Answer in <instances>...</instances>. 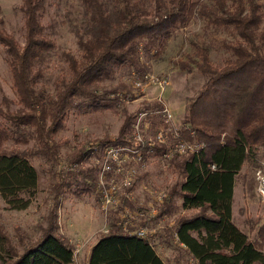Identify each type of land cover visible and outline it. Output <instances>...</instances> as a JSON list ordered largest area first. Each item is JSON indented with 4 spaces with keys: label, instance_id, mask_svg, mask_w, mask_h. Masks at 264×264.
Returning a JSON list of instances; mask_svg holds the SVG:
<instances>
[{
    "label": "trees",
    "instance_id": "trees-1",
    "mask_svg": "<svg viewBox=\"0 0 264 264\" xmlns=\"http://www.w3.org/2000/svg\"><path fill=\"white\" fill-rule=\"evenodd\" d=\"M82 2L86 24L78 35L79 55L65 54L69 74L56 85L55 96L47 95L38 85L45 56L55 47L43 24L46 0H24L23 43L6 31L0 18V45L19 104L17 110H11V102L0 103V197L8 209L27 210L39 188V172L31 161L34 154L7 150L8 143L27 145L36 140L42 151L57 158L54 136L71 109L111 108L126 99L142 98L143 92L118 96V88L100 94L99 86L123 68L143 73L142 54L147 59L161 58L180 32L202 20L203 36L206 30L226 36L223 47L227 55L215 63L207 42L191 40L189 49H182L181 56L172 60L179 71L206 80L189 101L182 129L164 127L172 131L173 143L183 141L198 149L166 159L178 182L165 193L161 213L170 212L173 198L181 200L183 211L196 213L178 219L169 228L194 264H264V223L258 228L257 247L233 220L238 175L245 164L258 169L264 159L260 156L261 150L264 152V0ZM110 93L112 99L102 98ZM162 104L158 100L143 105L146 111L161 115ZM133 119L135 116H125L116 140L100 141L94 144L95 150L127 143L124 138L129 129H135ZM147 144L148 150L168 151L165 144ZM86 154L82 150L72 156L68 165L72 168ZM62 180L54 186L52 210L36 242L19 251L0 226V264H73L74 247L58 235ZM88 264L168 263L149 237H139L137 230L124 228L115 219L99 234Z\"/></svg>",
    "mask_w": 264,
    "mask_h": 264
},
{
    "label": "rangeland",
    "instance_id": "rangeland-1",
    "mask_svg": "<svg viewBox=\"0 0 264 264\" xmlns=\"http://www.w3.org/2000/svg\"><path fill=\"white\" fill-rule=\"evenodd\" d=\"M23 2L24 0H0V18L3 20L4 28L20 43H23L24 34ZM44 14L43 24L55 47L45 56L44 71L38 85L47 95L55 96L56 85L69 74L65 54L79 55L78 35L85 29V9L82 0H46ZM203 27L202 20L192 22L188 28L179 33L176 40L170 42L166 53L159 59H147L146 55L142 54L143 73L123 68L114 75L113 79H108L99 86L100 94H104L102 92L104 89L111 91L118 88V96L128 92L133 95L143 92L142 98L132 101L126 99L111 108L71 109L63 121L62 129L54 136L58 147L57 158L42 151L36 140H32L27 145H17L14 142L7 144V150H26L33 153L31 161L39 172L38 192L27 210H10L0 197V226L19 251L23 250L25 244L36 242L41 237L42 229L46 227L52 210L54 186L63 178L64 194L58 210V235L74 247L76 260L78 257L81 258L77 264H85L83 258L87 256V250L115 219L128 229L133 228L137 231L145 229L155 250L166 263L194 264L183 247L175 242L169 233V228L178 219L189 218L196 213L183 211L179 198H173L171 201L170 212L161 213L163 200L161 201L159 196L167 193L178 182V175L173 173L170 162L163 157L162 152L155 149L149 152L146 147L143 148L144 164H129L125 167L123 179L130 170L135 171L127 190V193L131 194V200H123L119 208L103 213L100 208L99 190L102 174L97 167L98 160L102 159L103 148L95 150L94 144L116 140L125 116H135V120L133 119L135 127L139 126L143 130L145 141L152 142V146H158L157 134L161 129L164 127L175 129L172 123L181 115L177 91L182 108L187 109L189 101L197 95L206 79L199 74L190 75L179 71L173 67L172 60L181 56L182 49H189L191 40L207 42L215 63H221L227 55L223 47L226 36L211 30L204 31L205 36H203ZM174 74L179 77L172 78ZM146 76L170 79L165 96L168 97L172 90L176 100L172 97L169 106L167 99H162L164 106L172 110L173 115L172 121L166 124L163 123L162 114L157 113V115L144 108V102L159 100L155 97L158 93L153 94L154 85L140 88L136 86V80H145ZM102 98L110 100L113 94L110 93ZM6 101L11 102V110L19 108L6 54L0 45V103ZM182 123L183 120L178 123L177 129H182ZM134 132L131 127L124 140L129 142V137L133 136ZM169 143L170 145L173 143L170 136ZM82 150L87 151L85 158L71 168L68 160L80 154ZM260 153L262 158L264 152L261 150ZM260 163H264L263 158ZM256 170L250 164H245L236 179L233 220L249 240L259 247L257 232L259 226L264 223V200L257 192ZM112 178H114L112 174L106 175L107 180L104 178V181L108 182L107 188ZM115 183L119 185L120 178H116ZM124 194L121 190L118 194L119 198Z\"/></svg>",
    "mask_w": 264,
    "mask_h": 264
},
{
    "label": "built area",
    "instance_id": "built-area-1",
    "mask_svg": "<svg viewBox=\"0 0 264 264\" xmlns=\"http://www.w3.org/2000/svg\"><path fill=\"white\" fill-rule=\"evenodd\" d=\"M137 87H147L150 85L157 86L158 89L163 93L167 90V87L170 85V80L167 77H155V76H146L145 80H137L135 82ZM144 89V88H143ZM159 101L162 102V96H160ZM163 103V102H162ZM162 116L165 123L172 121L173 115L169 108L164 106L162 110ZM176 130V129H175ZM134 134L129 142L124 144H119L115 146H107L102 151V159L98 160L97 167L101 172V180L99 181V190H100V208L103 213H108L110 209H117L121 206L123 200H131V194L127 193L128 188L130 187V181H132V175L135 173L134 170H130L126 173V178L123 179L125 175V167L129 164H144V158L142 150L145 146V138L143 136V130L136 126L134 129ZM172 131L161 129L157 134V141L160 144H165L168 146V151L163 154L165 159H171L173 155H184L188 153H193L198 147L193 144H188L183 141H175L170 145L169 143V133ZM175 138V136H173ZM148 142V141H147ZM152 142H148V146H152ZM151 148V147H149ZM153 149V148H152ZM151 149V150H152ZM151 150H148L149 152ZM99 172V174H100ZM112 174L114 178L110 179L111 183L108 188L106 184V175ZM104 178L106 179L104 181ZM116 178H120V184L117 185ZM256 180H257V192L260 198L264 200V163L261 164L256 170ZM105 182V183H104ZM120 191H124V195L120 198L118 196ZM166 197V194H161L159 198L161 201ZM120 224V223H118ZM121 225V224H120ZM122 226V225H121ZM126 228V227H124ZM138 236L141 238H147L148 235L145 232V229H140L138 231Z\"/></svg>",
    "mask_w": 264,
    "mask_h": 264
},
{
    "label": "crops",
    "instance_id": "crops-1",
    "mask_svg": "<svg viewBox=\"0 0 264 264\" xmlns=\"http://www.w3.org/2000/svg\"><path fill=\"white\" fill-rule=\"evenodd\" d=\"M174 77V79L175 78H178L179 76L178 75H173L172 76V78ZM170 80V79H169ZM176 86V85H175ZM155 88L153 89L154 90V92H153V94H155L156 92L158 93L157 94V96H155L157 99L158 98H160V96H162V99H167V101H168V104H169V102H170V100H171V98L173 97V100H176L175 99V97L173 96V93H172V90L170 91L171 92V94L170 95H172L171 97H170V95L168 96V97H166L165 95H166V93H167V90L166 91H164L163 93H161V91L158 89V87L157 86H154ZM177 87V86H176ZM156 89V90H155ZM177 89H178V87H177ZM176 94V93H175ZM156 95V94H155ZM177 99H179V108H180V110H181V115H180V117H179V119L178 120H176V121H174L172 124H173V126L175 127V129L176 130H179V129H177V125H178V123H180L182 120H184V117H185V114H186V108L184 109V107L182 108V103H181V100H180V98H179V91H177ZM155 98V99H156ZM169 106H170V104H169ZM172 111V110H171ZM97 242V239L95 240V242L89 247V249L87 250V253H86V255L87 256H84V260H85V264H88V260H89V257H90V252H91V248L95 245V243ZM81 257V256H80ZM80 259L81 258H79L78 257V259L76 260V256H75V259H74V262H73V264H77L79 261H80Z\"/></svg>",
    "mask_w": 264,
    "mask_h": 264
}]
</instances>
